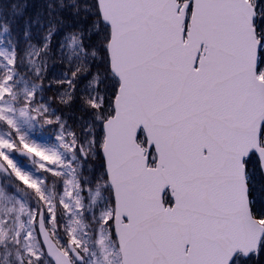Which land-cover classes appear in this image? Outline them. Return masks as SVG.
Instances as JSON below:
<instances>
[{"label": "snow or ice", "instance_id": "snow-or-ice-1", "mask_svg": "<svg viewBox=\"0 0 264 264\" xmlns=\"http://www.w3.org/2000/svg\"><path fill=\"white\" fill-rule=\"evenodd\" d=\"M23 36L0 33V264H261L264 0H43Z\"/></svg>", "mask_w": 264, "mask_h": 264}, {"label": "trees", "instance_id": "trees-1", "mask_svg": "<svg viewBox=\"0 0 264 264\" xmlns=\"http://www.w3.org/2000/svg\"><path fill=\"white\" fill-rule=\"evenodd\" d=\"M43 0H0V33L3 32V26L5 24L9 25L11 30V37L19 42L22 46L26 43L23 31H24V23L25 20H29L34 16L36 11L42 5ZM12 5H16L17 8L23 7V13L19 16L14 15ZM38 26L32 25L31 32L33 34L32 39L33 42H36L38 32ZM67 29H62L61 34ZM8 35V34H4ZM59 39V36L56 38ZM63 70V65L56 64L50 67L48 71V79H52L53 77L59 79V73ZM48 80H45V84H47ZM58 88L52 87L47 88L45 91V97L53 98V107L57 108L59 112H62L66 115L69 123H73L75 120V116L70 115L69 113L76 110V106L73 105L72 108H63L56 102V91ZM62 90V89H61ZM261 264H264V260H261Z\"/></svg>", "mask_w": 264, "mask_h": 264}, {"label": "rangeland", "instance_id": "rangeland-1", "mask_svg": "<svg viewBox=\"0 0 264 264\" xmlns=\"http://www.w3.org/2000/svg\"><path fill=\"white\" fill-rule=\"evenodd\" d=\"M60 91H62L61 89H57V91L55 92L56 93V95L60 92ZM255 165V161L253 162V166Z\"/></svg>", "mask_w": 264, "mask_h": 264}]
</instances>
